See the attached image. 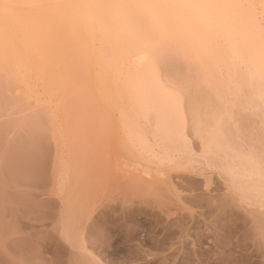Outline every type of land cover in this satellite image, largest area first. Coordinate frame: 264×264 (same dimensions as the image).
Listing matches in <instances>:
<instances>
[{
	"label": "rangeland",
	"instance_id": "obj_1",
	"mask_svg": "<svg viewBox=\"0 0 264 264\" xmlns=\"http://www.w3.org/2000/svg\"><path fill=\"white\" fill-rule=\"evenodd\" d=\"M239 1L228 25H199L208 43L198 39L193 63L170 52L155 60L162 85L148 93L159 112L144 110L138 90L114 84L116 76L107 74L102 88L92 59L83 74L88 107L73 115L56 106L62 90L50 97L33 71L13 62L0 70V264H100L92 256L103 264H264V199L254 183L248 189L255 181L220 167L221 160L241 166L251 158L264 173V0H248L249 7ZM225 27L229 41L220 35ZM243 33L249 39L242 43ZM211 47L226 61L210 63ZM141 135L152 154L168 148L184 159L166 163L167 152L164 164L152 158ZM203 142L219 144L209 151L216 158ZM150 169L153 181L170 169L179 191L163 192L168 204L160 210L136 179ZM61 230L83 238V248Z\"/></svg>",
	"mask_w": 264,
	"mask_h": 264
},
{
	"label": "bare ground",
	"instance_id": "obj_2",
	"mask_svg": "<svg viewBox=\"0 0 264 264\" xmlns=\"http://www.w3.org/2000/svg\"><path fill=\"white\" fill-rule=\"evenodd\" d=\"M245 1L248 2V5L246 4L248 7L254 5V3L251 4L252 2L249 3L250 0ZM239 3L241 2H238V0H0V70H6L10 62H13L15 69L21 68L24 71H33L36 76L38 75L42 91L50 97H54L59 89L62 90L61 92H63L65 98L57 102L59 105H56V102L54 104L56 106L65 105L63 108L68 113L66 110L64 112L73 115L71 113L73 109L74 112H76L75 109H78L79 112L77 113L81 114L88 107L87 104V107L85 106L87 101L84 102L86 99L84 98L83 74L91 69L92 59L95 60L102 75V88L106 86L107 74L116 76L112 79L114 84L120 80L126 87L138 90L135 97L140 101L144 110L156 108L153 111L159 112L157 111L158 105L155 106L156 101L153 102V97L149 96L148 93L150 87L162 85L158 83L160 81L157 78L156 62L159 60L157 58L170 52L179 59H185L189 63L190 61L193 63L194 58L199 56L198 41L204 40L205 42V39H208L202 31H199V25L202 27L219 25L224 27L228 25L237 18V11L234 12V10L239 8ZM250 9L254 13V7H250ZM245 13H247V10ZM251 13H247L245 16L246 21L255 30L257 37H260V31L255 27L254 15ZM220 35L229 41L227 27L223 28ZM246 39H249L248 33L241 34L240 41L243 43ZM207 43L206 41L204 46ZM262 45L264 46L263 43ZM230 47L234 48L231 41ZM209 49L210 63L219 60L221 62L226 61V58L218 53V49H215V47ZM164 56H161V59ZM190 58L193 60H190ZM260 60V65L264 69V62L261 58ZM262 93L260 94L264 96V92ZM148 100H151L150 103ZM159 105L161 107L162 104ZM63 108H60V110L62 111ZM158 109L161 113L163 112L160 108ZM161 113H157L158 116ZM163 115L165 116V114ZM50 117L53 119L54 114L51 113ZM141 142L143 148L152 154V145H149L142 135ZM214 145H217L216 142H205L202 149L209 152L211 147L213 150ZM217 147L215 148L216 151H218ZM163 149L166 152L169 150L168 148ZM58 150L56 148L57 152H59ZM57 152L56 156L63 157L61 153ZM173 152H178V154H172ZM164 153L161 156L160 153L157 156L153 153L151 157L153 156L156 160L159 156L162 160L167 157L168 161L166 163L173 164L179 162V159H184L185 156L184 154L182 156L177 150L170 152L171 154ZM211 153L216 158L217 152L211 151L209 155ZM163 154L166 156L162 158ZM180 155L182 158H179ZM205 155L203 153L204 157ZM207 155L206 157H208ZM56 158L54 162L58 164L56 161L58 157ZM59 160L61 161L62 158ZM162 160L160 161L163 163L167 159ZM160 161H158L159 164H161ZM246 161V164L248 163L245 164L246 166L244 164L239 166L228 163V165L222 166L225 161L221 160L220 167H224L223 170L229 172L228 175L232 177L248 180V183L249 180L250 182L255 181L256 183L252 182L249 184L250 186L247 185L248 189H251V184L254 183V186H252L256 190L254 192H258L257 196L261 195L260 199H264V173L252 162L253 159L247 158ZM222 162L223 164H221ZM254 166L256 167L254 168ZM212 167L214 166L212 165L209 168L213 169ZM54 168L55 166L52 167L51 172L57 170ZM214 168L217 169V167ZM220 170L222 168L218 169V171ZM150 171L151 169L148 171L143 170L136 176V179L138 185L150 191L151 196L155 198L153 199L154 203H157L156 208H158L159 205L166 203V196H174L175 192H178L179 195V191H176L177 188L172 182L174 179L171 180L169 176L171 174L170 169L168 172L166 171L167 173L164 171V173H160L158 172L161 171L159 169L158 171L155 170L161 176L157 172L153 176H160L164 180H160L159 177H155L156 180L154 181L153 179L150 180ZM155 171L153 170V173ZM226 171L225 174H227ZM55 173L52 174L53 177L57 176ZM163 192L167 195L165 196ZM161 193H163V197H161ZM171 193L173 194L171 195ZM157 196L158 199L161 198L159 199L161 201L156 199ZM150 205V211L154 210L155 206L152 204H149V206L145 204L144 206L150 207ZM259 207L264 209L263 205ZM62 231L60 233L63 234ZM64 234L61 236H64ZM66 236L68 237V235ZM66 236L62 239H66ZM75 237H68V239ZM68 239L65 241L69 242ZM77 239L78 241H74V243L78 242L77 244L83 248V238L80 237L82 241L79 238ZM82 250L84 251L85 247ZM86 253H88V256L91 254V252ZM92 258L96 260V262L92 260L93 262L103 264L98 257L92 256Z\"/></svg>",
	"mask_w": 264,
	"mask_h": 264
}]
</instances>
